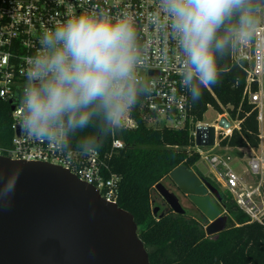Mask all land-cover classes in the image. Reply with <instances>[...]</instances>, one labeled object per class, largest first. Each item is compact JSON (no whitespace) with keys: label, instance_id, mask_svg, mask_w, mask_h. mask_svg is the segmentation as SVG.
Returning a JSON list of instances; mask_svg holds the SVG:
<instances>
[{"label":"clouds","instance_id":"1","mask_svg":"<svg viewBox=\"0 0 264 264\" xmlns=\"http://www.w3.org/2000/svg\"><path fill=\"white\" fill-rule=\"evenodd\" d=\"M162 14L182 56L180 86L193 102L217 83L218 54L228 46L221 35L226 22L238 17L239 31L251 36L256 21L252 0H159ZM137 33L129 13L71 12L46 29L39 48L27 58L19 99V123L26 135L71 156L95 155L104 138L121 128L148 84L138 76ZM154 87V82H152ZM86 129H98L72 138ZM15 178L0 187L7 198Z\"/></svg>","mask_w":264,"mask_h":264},{"label":"built area","instance_id":"2","mask_svg":"<svg viewBox=\"0 0 264 264\" xmlns=\"http://www.w3.org/2000/svg\"><path fill=\"white\" fill-rule=\"evenodd\" d=\"M107 11L113 16L129 13L133 17L140 55L138 76L148 84L136 105L128 113L120 129L111 134L110 149L104 154L71 156L52 149L47 142L34 140L26 135L19 123V99L25 84L27 58L39 48L43 32L63 21L71 12ZM258 21L251 36L241 33L239 26L231 32V58L246 74L243 95L257 109L259 144L250 148L246 157L247 171L257 177V182L247 183L233 169L232 157L213 152L219 143L204 150L196 146L200 158L211 166L215 182L228 191L235 204L251 220L264 221V5L252 11ZM182 56L171 31L170 21L162 14L159 0H0V101L9 105L13 132L8 147H0V156L12 159L45 161L68 169L77 178L98 189L102 198L117 203L119 175L112 171L110 160L125 143L119 136L121 130L138 126L137 117L148 125L159 122L171 128L189 127L195 137L196 128L205 125L193 119L190 95L180 86L178 73ZM154 82V87L152 86ZM220 116L217 119L219 122ZM229 125L220 126L222 136L238 127L224 116ZM167 121L173 122L167 124ZM238 123V121H237ZM214 125L215 129L219 127ZM258 197V199H257Z\"/></svg>","mask_w":264,"mask_h":264},{"label":"trees","instance_id":"3","mask_svg":"<svg viewBox=\"0 0 264 264\" xmlns=\"http://www.w3.org/2000/svg\"><path fill=\"white\" fill-rule=\"evenodd\" d=\"M264 5V0H252V11ZM239 26L238 17L226 22L221 35L228 38L225 52L218 54L219 77L217 83L202 90V96L192 104L193 119H203V114L212 106L219 114L226 112L238 121V127L227 136L219 134V145L233 148L243 157L244 149L256 148L259 144L257 109L243 95L246 74L231 58V32ZM9 105L0 101V147H8L13 135ZM138 126L121 130L119 136L125 145L114 152L110 164L119 175L117 204L129 211L137 224L138 236L148 252L149 264H264V221L251 220L233 201L230 193L214 184L223 198L224 209L229 213V227L214 236L205 233L203 223L185 214H154L152 191L155 184L176 166L191 168L200 159L189 127L171 128L156 121L148 125L137 117ZM98 129H86L72 138L77 141ZM112 136L104 138L99 152L110 149ZM202 175V174H200ZM203 176V175H202Z\"/></svg>","mask_w":264,"mask_h":264},{"label":"water","instance_id":"4","mask_svg":"<svg viewBox=\"0 0 264 264\" xmlns=\"http://www.w3.org/2000/svg\"><path fill=\"white\" fill-rule=\"evenodd\" d=\"M218 125L226 127L229 121L222 116ZM215 137L214 125H200L195 145L213 146ZM10 177L15 178L14 191L0 196V264H149L132 214L68 169L0 156V187ZM168 178L208 219L206 235L229 227L220 191L207 178L183 164ZM154 188L173 212L186 213L163 183Z\"/></svg>","mask_w":264,"mask_h":264},{"label":"rangeland","instance_id":"5","mask_svg":"<svg viewBox=\"0 0 264 264\" xmlns=\"http://www.w3.org/2000/svg\"><path fill=\"white\" fill-rule=\"evenodd\" d=\"M220 116H227L230 120H231V125H237L238 123L235 120H232L228 114L226 112L220 114ZM219 117V113L216 109H214L212 106H209L208 109L206 110V112L203 114V119H202V123L204 124H218L217 119ZM173 122L171 121H167V124H172ZM220 126L217 128L216 130V142L219 143V133H220ZM201 149L207 150L210 149L209 146L207 147H202ZM213 152H218V153H224V154H228L232 157V161L231 164L233 166V169L237 172L238 175H240V177L242 178L243 181L247 182V183H256L257 182V177L256 176H252V174H250L247 171V159L246 157L250 156L252 154L251 149L247 148L244 149V156L243 157H239L235 154V151L233 148H224L222 146L219 145V148L216 147ZM193 170L199 174H202L205 177H208L209 179L215 181L211 175L212 169L211 166L208 164V162L203 159L200 158L194 166H192ZM161 183H163L167 188H169L171 191H173L176 196L179 199V202L181 204V206L185 209V212L187 215H190L198 220H200L204 227L208 224V219L203 216V214L190 202V200L186 197L185 194H182L180 191L177 190V188L171 183V181L168 179V177L163 178L161 181ZM221 188V187H220ZM155 190V189H154ZM222 191H224L225 189L221 188ZM262 196L264 198V190H262ZM152 203L154 207H158L161 208L162 202H161V197L159 195V193L157 191H155L154 193H152ZM258 199V197H257ZM161 206V207H160ZM222 212L227 213L228 216L230 217L229 213L224 210L223 208ZM161 209H158V211ZM231 218V217H230ZM230 223V221H229ZM214 236V235H212Z\"/></svg>","mask_w":264,"mask_h":264},{"label":"flooded vegetation","instance_id":"6","mask_svg":"<svg viewBox=\"0 0 264 264\" xmlns=\"http://www.w3.org/2000/svg\"><path fill=\"white\" fill-rule=\"evenodd\" d=\"M173 184V183H172ZM174 185V184H173ZM175 186V185H174ZM155 189V188H154ZM170 190V189H169ZM178 190V189H177ZM156 191V189L155 190H153L152 191V193H154ZM179 191V190H178ZM183 194V193H182ZM186 195V194H185ZM186 197L188 198V196L186 195ZM153 200V199H152ZM161 202H162V207H161V210H159L160 212H162L163 210H169L170 208L168 207V205H167V203L163 200V199H161Z\"/></svg>","mask_w":264,"mask_h":264},{"label":"crops","instance_id":"7","mask_svg":"<svg viewBox=\"0 0 264 264\" xmlns=\"http://www.w3.org/2000/svg\"><path fill=\"white\" fill-rule=\"evenodd\" d=\"M224 148H230V147H224ZM191 169L193 170V168L191 167ZM194 171V170H193ZM195 172V171H194ZM196 174L200 175L199 173L196 172ZM169 179V178H168ZM170 180V179H169ZM161 207V206H160ZM161 209V208H158Z\"/></svg>","mask_w":264,"mask_h":264}]
</instances>
